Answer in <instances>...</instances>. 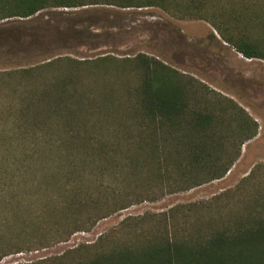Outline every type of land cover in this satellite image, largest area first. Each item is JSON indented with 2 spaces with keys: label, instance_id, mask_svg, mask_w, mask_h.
Returning <instances> with one entry per match:
<instances>
[{
  "label": "trees",
  "instance_id": "trees-1",
  "mask_svg": "<svg viewBox=\"0 0 264 264\" xmlns=\"http://www.w3.org/2000/svg\"><path fill=\"white\" fill-rule=\"evenodd\" d=\"M249 4L0 0V22L58 8L154 7L206 21L235 53L264 61V39L252 35L264 23ZM2 31L16 46L19 34ZM257 130L233 100L143 53L0 70V262L223 178ZM16 264H264V162L208 202L128 217L93 244Z\"/></svg>",
  "mask_w": 264,
  "mask_h": 264
},
{
  "label": "rangeland",
  "instance_id": "rangeland-1",
  "mask_svg": "<svg viewBox=\"0 0 264 264\" xmlns=\"http://www.w3.org/2000/svg\"><path fill=\"white\" fill-rule=\"evenodd\" d=\"M229 1L250 3L253 14H258L264 23V0ZM20 21L0 23L2 32L15 30L19 34L16 46H12V38H0V70L58 57L91 60L107 55L124 58L143 53L193 76L233 100L257 122L258 130L253 139L242 145L239 158L223 178L154 202L131 205L99 221L90 231L73 234L66 242L13 254L3 258L0 264L29 263L61 255L80 244H93L101 234L128 217L159 214L180 205L208 202L233 189L254 166L264 162V61L245 59L235 53L222 43L206 21L178 20L154 7L119 9L109 6L44 10L30 21ZM255 29L253 37L264 39V26Z\"/></svg>",
  "mask_w": 264,
  "mask_h": 264
},
{
  "label": "crops",
  "instance_id": "crops-1",
  "mask_svg": "<svg viewBox=\"0 0 264 264\" xmlns=\"http://www.w3.org/2000/svg\"><path fill=\"white\" fill-rule=\"evenodd\" d=\"M0 23H5V22H0Z\"/></svg>",
  "mask_w": 264,
  "mask_h": 264
}]
</instances>
